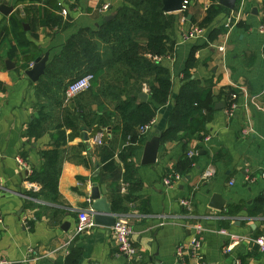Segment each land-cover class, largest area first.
<instances>
[{"label":"crops","instance_id":"crops-1","mask_svg":"<svg viewBox=\"0 0 264 264\" xmlns=\"http://www.w3.org/2000/svg\"><path fill=\"white\" fill-rule=\"evenodd\" d=\"M6 1L13 7L10 14L20 20L19 45L29 47L32 54L40 52L38 56L49 52L47 63L60 53L70 35L82 27L96 28L106 15L115 13L124 3V0H54L66 11L62 16L68 17L70 24L64 29L49 30L37 24L36 8H41L42 4ZM210 1L192 0L186 15L173 13L175 23L169 31L171 48L157 57L168 68L173 88L169 101L156 106L152 131L133 145L132 159L143 182L142 191L131 193L121 180L123 164L119 154L127 142H122L117 133L113 134L110 125L98 130L65 129L58 179V191L64 204L29 195L41 187L28 179L33 170L42 166L40 151L56 143L51 138V130L36 140L25 138L23 130L40 106L45 105L50 125H55L61 117L60 108L50 105L43 96L36 97L34 83L24 74L26 69L22 66L29 68L38 56L33 58L29 53L17 51L13 58L9 57L12 53L9 47L15 46L12 34L7 32L11 15L0 13L1 259L13 264H57L74 245L82 252L80 264H264V255L247 239L264 232V180L260 177L264 170V34L256 29L263 0H248V7L250 10L256 7L257 14L250 12L225 32L221 31L225 13H221L206 27L204 36L187 38L188 31L200 21ZM104 4L108 5L107 10H102ZM28 17L34 21L33 32L37 37L30 32ZM192 51L196 60L191 69L192 77L198 78L201 85L211 82L214 102L225 105L222 109L214 108L210 114L202 140L195 132L186 142L160 144L156 162L142 165L144 143L166 127ZM6 60L13 62L12 68L6 67ZM229 87L239 89L232 116L227 115L229 105L222 94ZM142 91L147 93L145 85ZM73 102L74 99L65 100L63 94L65 106H74ZM86 103L95 107V101ZM199 125L193 123L194 129ZM98 136L100 144L96 142ZM196 147H200L199 156L187 173L180 174L181 180L175 185H165L163 178L167 173L185 151ZM219 150H223V157L213 161V155ZM207 171H210L209 176L204 175ZM93 183L109 203L116 195H138L147 200L148 213L140 211V200L130 202L123 213H116L128 219L137 250L135 257L127 258L118 253L108 227L95 224L83 233H75L78 210L90 214ZM213 194H219L224 200L222 210L209 207ZM183 198L190 199L189 209L180 205ZM38 205L59 209L63 213L61 222L52 225L46 216L36 217ZM64 222L69 224L67 230L61 229ZM196 223L204 228L203 241L199 250L192 253L189 241L191 227ZM220 230H225L226 234ZM231 238H238V243L231 251L224 252ZM179 246L183 255L178 257Z\"/></svg>","mask_w":264,"mask_h":264},{"label":"trees","instance_id":"trees-1","mask_svg":"<svg viewBox=\"0 0 264 264\" xmlns=\"http://www.w3.org/2000/svg\"><path fill=\"white\" fill-rule=\"evenodd\" d=\"M17 1L42 4L41 8H36L37 24L49 30L64 29L70 24L68 17L63 18L61 6L54 0ZM228 12L229 9L220 5L217 0H211L196 25L206 28L221 13ZM187 13L188 11L184 12L185 15ZM114 14L111 20L103 19L96 28L82 27L70 35L60 53L49 60L43 75L34 83L35 96H43L49 100L50 105L60 108L61 117L55 125H50L46 105L40 106L37 115L23 130L22 135L29 140H36L51 130V138L56 143L53 147L40 151L42 166L28 176L29 181L41 186L39 191L29 193L33 198L64 204L58 191L62 160L60 146L64 143V130H98L107 124L111 126L113 134L117 133L122 142H127L119 154L123 164L121 180L131 193L142 191L143 182L132 159L133 145L145 138V135L138 137V127L154 118L156 106L167 103L172 95L171 74L157 57L171 48L169 31L174 26L175 16L162 10V0H124ZM27 21L30 32L37 37L33 32L34 21L30 17ZM19 24V18L13 15L9 17L7 32L12 34L15 41V46L9 47L12 51L9 57L13 58L17 51L37 57L40 52L32 54L29 47L19 45L18 38L22 32ZM221 28L222 32L227 29L224 26ZM195 61L192 51L185 63L183 80L168 114L166 127L160 132V144L180 140L186 142L195 132L200 140L204 138L203 129L214 111L215 102L211 82L201 85L198 78L192 77L191 69ZM22 67L27 69L28 66ZM89 73L93 75L90 88L73 98L74 106H65L63 94L68 84ZM109 74L111 78L108 77ZM143 85L146 86L149 97L145 102L137 97ZM222 94L226 105L230 106L237 98L239 89L229 87ZM232 94L236 98L232 99ZM91 101H95L94 108L91 103H86ZM193 123L200 124L198 129H194ZM199 149L200 147H196L192 156H188V151H185L181 160L167 174H186L199 156ZM223 155V150H219L212 160L222 158ZM134 200H140V211L148 213L147 200L138 195L114 196L110 203L111 209L114 213H123ZM35 214L36 217L46 216L50 224L54 225L61 222L60 214L63 213L49 205H38ZM81 258L80 248L71 245L66 257L57 264H80Z\"/></svg>","mask_w":264,"mask_h":264},{"label":"built area","instance_id":"built-area-1","mask_svg":"<svg viewBox=\"0 0 264 264\" xmlns=\"http://www.w3.org/2000/svg\"><path fill=\"white\" fill-rule=\"evenodd\" d=\"M192 0H183L182 2V9L180 12L184 13L188 11V8L191 4ZM108 5L104 4L102 6V10H107ZM251 10L248 7V0H237L234 9L229 10L228 13H226L223 17V22L222 25L226 27L227 29L232 28L237 24L245 15L250 14ZM261 17L260 20L256 26V29L259 33L264 34V0L261 3ZM62 14L65 15L66 11L62 10ZM206 33V28L205 27H200V26H193L187 33V38H195L198 36H204ZM263 55H264V47H263ZM32 64H30L31 66ZM93 80V75L92 74H85L71 83L68 84L66 87V90L64 92V98L65 100H70L77 96L78 94L88 90L91 85V81ZM235 94H232V98H235ZM235 110V104L233 103L230 107V109L227 111L228 116H232L233 112ZM155 125V118H152L149 120L147 123L141 125L137 129V134L138 137H142L152 131ZM208 137H206L205 140H207ZM97 143H101V139L98 136L96 138ZM195 154V150H189L187 152L188 156H192ZM18 162H21L20 159L17 158ZM205 176L210 175V171H207ZM260 177L262 180H264V170L261 172ZM181 180L180 174H168L163 178V183L165 185H175L177 182ZM180 205L184 209H189L191 206L190 199L189 198H183L180 200ZM116 221L114 225L110 228L115 244L117 247V251L120 255H124L127 258H133L137 255V250L134 246L133 240H132V230L131 227L129 226L128 219L123 216L122 214H116ZM3 222V214L0 210V223ZM94 221L92 218V215L89 214V212L85 210H78V221L75 226V233H83L87 229L93 227ZM192 230V236L189 241V249L190 252L195 253L199 250L201 247L202 241H203V233H204V228L201 224L196 223L192 225L191 227ZM220 233L226 234L225 230H220ZM232 241L228 244H226L223 248L224 252H229L233 249V246L237 244L238 238H231ZM253 245L256 246L257 250L264 255V232L258 236L255 237H248L247 238ZM176 255L182 256L183 255V249L181 246L177 247L176 249ZM240 263V262H238ZM0 264H13L11 261L6 260V259H1L0 258Z\"/></svg>","mask_w":264,"mask_h":264},{"label":"water","instance_id":"water-1","mask_svg":"<svg viewBox=\"0 0 264 264\" xmlns=\"http://www.w3.org/2000/svg\"><path fill=\"white\" fill-rule=\"evenodd\" d=\"M183 0H162V10L166 13H177L182 9ZM217 2L224 6L225 8L231 10L234 9L237 0H217ZM13 11V7L8 5L7 1L0 3V13L4 16H8ZM251 14H257V8L253 7L251 9ZM113 14H108L105 16L104 20L108 21L114 17ZM189 18V16H188ZM25 25V24H24ZM27 29V25L24 26ZM49 57V52H44L37 58H35L33 64L24 71L25 76L31 80L33 83H36L38 79L43 75L47 60ZM6 67L8 69L13 67V62L6 60ZM138 99L141 102H145L148 99V94L146 92H140L137 95ZM223 102L215 103L214 108L216 110L222 109L224 107ZM160 146V134L152 136L149 140L144 143L143 152L141 156L140 163L142 165H150L156 162L157 152ZM90 199L92 200L90 214L92 215L94 224L99 226H105L111 228L115 221L116 215L111 209L110 203L107 199L101 195L99 187L96 183H93L90 191ZM224 200L219 194H213L209 201V207L222 210L224 206ZM69 224L64 222L61 225V229L67 230Z\"/></svg>","mask_w":264,"mask_h":264},{"label":"rangeland","instance_id":"rangeland-1","mask_svg":"<svg viewBox=\"0 0 264 264\" xmlns=\"http://www.w3.org/2000/svg\"><path fill=\"white\" fill-rule=\"evenodd\" d=\"M62 13V12H61ZM63 15V14H62ZM112 76V75H111ZM114 76V75H113ZM108 77H110V74H109V76ZM108 77H106V78H108ZM111 78V77H110ZM109 79V78H108ZM76 97V96H75ZM231 98H232V95H231ZM235 98H236V96H235ZM73 99V98H72ZM232 99H234V98H232ZM234 103V102H233ZM233 103H231L230 104V106H229V108H228V110L230 109V107H231V105L233 104ZM235 104V103H234ZM181 176V175H180Z\"/></svg>","mask_w":264,"mask_h":264}]
</instances>
